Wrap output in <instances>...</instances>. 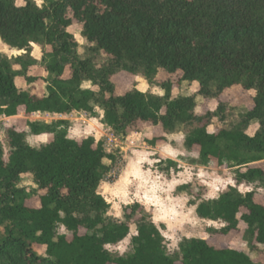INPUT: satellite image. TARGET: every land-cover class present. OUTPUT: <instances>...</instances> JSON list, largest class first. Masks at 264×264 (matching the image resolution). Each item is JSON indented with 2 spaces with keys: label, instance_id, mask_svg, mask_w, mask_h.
<instances>
[{
  "label": "trees",
  "instance_id": "obj_1",
  "mask_svg": "<svg viewBox=\"0 0 264 264\" xmlns=\"http://www.w3.org/2000/svg\"><path fill=\"white\" fill-rule=\"evenodd\" d=\"M0 0V41L24 54L10 59L0 51V117L68 116L96 109L102 124L122 138L134 126H162L167 134L182 133L188 151L199 148L200 166L215 163L236 169L235 186L219 197L189 202L199 219L223 224L213 233L224 236L246 225L245 240L252 248L264 246V205L257 189L264 190V0ZM78 23L82 37L92 45L94 57L81 58L79 43L69 29ZM43 49L46 94L19 88L28 83L32 45ZM104 55L98 66L95 57ZM19 70H15V66ZM121 72L157 85L163 95L144 93L136 85L120 95L113 78ZM160 74H181L177 85L198 84L193 96H175V83L157 82ZM91 83L98 91L84 88ZM254 91V107L239 122L218 133L209 128L215 118L224 120L226 105L198 115L197 98L220 99L230 89ZM253 122L255 135H248ZM71 123L59 120L27 122V130L5 131L8 151L0 139V261L5 264H256L246 253L217 249L207 240L184 238L171 255L166 238L144 207L125 208V220L109 216L111 204L99 193L117 158L94 137H70ZM141 129V128H140ZM29 135H48L40 148ZM166 137L148 143L156 147ZM158 167L175 172L173 160ZM263 163L262 167L255 166ZM245 169V171H242ZM32 175L37 190L21 187ZM241 186H254L242 193ZM190 186H179L183 193ZM43 194L39 195V193ZM39 195V196H38ZM39 208L28 206L37 197ZM136 225L133 252L115 257L107 246L124 241ZM64 228L67 234H60ZM84 232V233H83ZM46 248L47 257L34 249Z\"/></svg>",
  "mask_w": 264,
  "mask_h": 264
},
{
  "label": "rangeland",
  "instance_id": "obj_2",
  "mask_svg": "<svg viewBox=\"0 0 264 264\" xmlns=\"http://www.w3.org/2000/svg\"><path fill=\"white\" fill-rule=\"evenodd\" d=\"M39 6L44 4L43 0H34ZM25 0H18L17 5L22 6ZM69 32L73 34L79 43V56L81 58L94 57L90 52V45L82 37V27L75 23ZM0 51L10 59L23 55V52L11 50L0 41ZM31 57L38 63L28 70V76L35 79V82L28 83L24 77L16 79L19 88L29 90L31 93L42 96L46 94V78L48 73L44 69L41 61L43 58V49L41 46L33 44ZM98 66L103 65L107 58L104 55L95 57ZM19 70V66H15ZM181 74L170 76L160 74L157 82H166L168 80L175 83V96H193L199 90L198 84L189 85L184 83L177 85ZM113 82L116 85V93L124 94L134 88L144 93H153L163 95L164 92L157 85H150L142 77H136L126 72L118 73ZM84 88H91L98 91L91 83H85ZM254 91H246L241 87H235L227 90L220 99L197 98V114L204 115L208 112H216L220 103L226 105V113L223 115L224 120L215 118L209 128L210 133H218L223 128H230L239 122L241 115L247 110L254 107ZM103 112L97 108L96 115L91 118L89 114H76L72 118L70 137L82 140L87 137H94L105 145V149L117 158L116 163L106 160L112 171L105 177L99 188V193L111 204L109 216L119 221L125 220V208L132 204L139 203L152 216L153 222L161 230L168 244V251L171 255L178 252L179 243L184 238L205 239L208 243L217 249H234L248 254L256 264H264V246L258 245L252 248L244 238L246 225L241 222L240 230L232 232L228 236L213 233L211 230H220L223 224L201 220L197 217L195 207L189 205V202L199 203L203 199H213L219 197L229 187L235 186L236 169H221L215 163L209 166H200L199 148L188 151L184 146V135L182 133L167 134L162 126H134L129 132L130 139L119 138L113 134L110 128L102 124L101 118ZM26 115L22 112L17 120L2 122L0 120V139L5 149L8 151L6 134L7 128L16 127L18 130H27ZM38 118V117H37ZM1 119V117H0ZM68 120L64 118L44 117V121L49 124L59 121ZM10 126V127H7ZM141 128V129H140ZM259 129V123L253 122L248 135L253 136ZM141 136H136V135ZM144 134V135H143ZM150 137H166V141H160L156 148L151 146L147 140ZM114 135V136H113ZM49 137V136H48ZM50 139L36 141L35 136L29 135L28 143L36 148L47 144ZM120 140V141H119ZM135 142V143H134ZM158 148V149H157ZM158 150V151H157ZM163 160H173L177 162L179 169L165 170L167 164H163L162 171L158 167V162ZM255 166L262 167L263 163ZM245 171V169H242ZM189 185L190 187L183 193H178L179 186ZM21 187L26 188L28 192L37 190L32 175L22 177ZM254 186H241L239 190L242 193L249 192ZM257 202L264 205V190L257 189ZM43 192L39 193V195ZM38 195V196H39ZM31 199L27 204L32 208H39V198ZM3 230L0 228V232ZM60 234H67L64 228H60ZM84 233V232H83ZM137 235L136 225L131 223L130 235L121 243L115 246H107L108 251L115 257L127 256L133 252L132 239ZM35 251L46 258V248L35 245ZM0 264H5L0 261Z\"/></svg>",
  "mask_w": 264,
  "mask_h": 264
},
{
  "label": "crops",
  "instance_id": "obj_3",
  "mask_svg": "<svg viewBox=\"0 0 264 264\" xmlns=\"http://www.w3.org/2000/svg\"><path fill=\"white\" fill-rule=\"evenodd\" d=\"M21 114V113H20ZM76 114H83V113H74V114H71V115H68V116H58V115H49V114H46V115H43L41 113H37V114H33L31 115L30 117H26L27 120L31 121V122H35V121H44V117H52V116H55L57 118H64V119H68V121H71L72 122V118L74 117V115ZM19 116H15V117H10V118H7V117H1V121L2 122H10L11 120H17L19 119ZM38 117V118H37ZM47 122V121H45ZM48 123V122H47ZM7 127H10V126H7ZM144 135V134H143ZM147 135V140H152L154 137H150L149 134H145V136ZM129 136V135H128ZM136 136H141V135H136ZM36 138V141H43L44 139L48 140L50 139L48 137V135H41V136H35ZM121 138V137H119ZM127 138H131L130 136L127 137ZM120 141V140H119ZM135 143V142H134ZM45 145V144H44ZM156 148V147H155ZM158 149V148H157ZM158 151V150H157Z\"/></svg>",
  "mask_w": 264,
  "mask_h": 264
},
{
  "label": "built area",
  "instance_id": "obj_4",
  "mask_svg": "<svg viewBox=\"0 0 264 264\" xmlns=\"http://www.w3.org/2000/svg\"><path fill=\"white\" fill-rule=\"evenodd\" d=\"M109 131H112V130H109ZM112 132H113V131H112ZM113 134H114V133H113ZM114 135H115V134H114ZM114 135H113V136H114ZM115 136H116V135H115ZM117 137H118V136H117Z\"/></svg>",
  "mask_w": 264,
  "mask_h": 264
}]
</instances>
